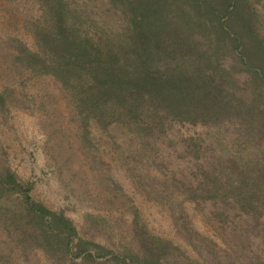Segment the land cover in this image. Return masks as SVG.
Segmentation results:
<instances>
[{"label":"trees","instance_id":"trees-1","mask_svg":"<svg viewBox=\"0 0 264 264\" xmlns=\"http://www.w3.org/2000/svg\"><path fill=\"white\" fill-rule=\"evenodd\" d=\"M2 1L18 25L0 33V132L14 111L37 110L65 153L52 170L82 154L91 200L112 205L122 170L166 207L181 242L135 206L129 219L115 208L75 222L32 195L0 137V264H264L261 0ZM30 79L51 82L63 108ZM70 189L81 199L88 188Z\"/></svg>","mask_w":264,"mask_h":264},{"label":"rangeland","instance_id":"rangeland-1","mask_svg":"<svg viewBox=\"0 0 264 264\" xmlns=\"http://www.w3.org/2000/svg\"><path fill=\"white\" fill-rule=\"evenodd\" d=\"M2 2L0 0V33L6 30H13L18 25L13 19L10 20L7 17L8 13L5 11L4 3ZM261 10L264 13V0H261ZM21 33L24 35L20 27ZM29 87L31 91L35 90L36 93H38L37 88L48 90L59 99L58 106L63 108L64 102L60 99L56 89L47 79L40 82L35 79H30ZM39 93H41L40 90ZM13 113L14 115L10 118V125L1 128L0 137L7 151L6 159H8V164L21 177H29L35 181L31 193L36 199L43 201L52 208H63L64 212L75 222L81 221L83 210L100 213H108L111 211L116 214L117 209L115 208L123 209L124 217L129 219L131 217L132 207L135 206L152 232L173 238L179 243L181 242L179 234L176 233L171 223V218L166 207L160 203L147 200L145 194L135 187L122 170H112L114 177L123 187V194L120 196L122 199L121 203L112 205L106 199L101 202H93L91 200V191L94 188L91 184L84 183V179L87 177V174H90V171H88V165L83 161L82 154L76 153L73 159V156L70 157L72 160L69 163L71 165L69 169L65 165L63 166L64 170L61 167L52 170L48 161L53 156L64 157L65 153L60 151L61 147L58 146L57 142L54 143L52 138L49 140L47 136L49 133L38 122L37 114L27 113L21 110H16ZM68 126L72 127L73 125L68 123ZM92 128L97 134L95 127L93 126ZM105 156L106 160L113 164L112 168H114L115 161L109 155ZM79 183L80 189L88 188L86 192L82 191V195L86 196H83L81 199L74 195L70 189L72 186L77 187ZM102 195L105 198V194L102 193ZM186 210L196 228L220 242V237L203 220L200 212L193 209L190 203L186 204ZM99 237L102 241H107L106 236Z\"/></svg>","mask_w":264,"mask_h":264}]
</instances>
